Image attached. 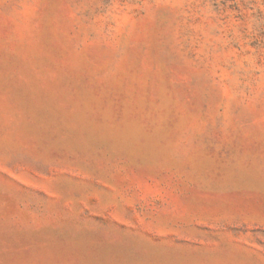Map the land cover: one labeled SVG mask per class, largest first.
Listing matches in <instances>:
<instances>
[{
	"label": "rangeland",
	"instance_id": "1",
	"mask_svg": "<svg viewBox=\"0 0 264 264\" xmlns=\"http://www.w3.org/2000/svg\"><path fill=\"white\" fill-rule=\"evenodd\" d=\"M0 264H264V0H0Z\"/></svg>",
	"mask_w": 264,
	"mask_h": 264
}]
</instances>
